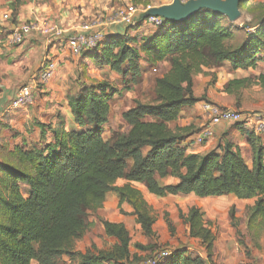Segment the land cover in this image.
Wrapping results in <instances>:
<instances>
[{"label": "trees", "instance_id": "obj_1", "mask_svg": "<svg viewBox=\"0 0 264 264\" xmlns=\"http://www.w3.org/2000/svg\"><path fill=\"white\" fill-rule=\"evenodd\" d=\"M2 1L10 3L14 20L21 0ZM148 1L132 0L131 5L143 4L145 8ZM248 1L241 0L239 9ZM140 16L133 25L144 23L146 18ZM223 18L202 9L181 22L162 19L140 46L128 34H106L94 50L82 54L120 75L127 87L141 79L142 58L149 66L167 61L168 68L154 80L152 101H137L122 112L127 126L124 132L103 137L114 91L106 82H96L67 97L73 124L81 130H68L60 117L48 126L51 140L40 148L13 145L7 158L0 161V264H61L63 256L74 264L138 262L142 258L130 249L131 237L124 224L102 217L97 220L103 233L115 240L113 244L84 252L75 249L76 241L95 223L90 215L102 208L110 191L118 194L120 213L127 204L131 209L128 214L143 235L149 239L156 236L152 208L133 183L157 197L232 194L238 199H254L245 211L247 230L257 232L264 225V145L260 135L241 123H232L250 148L248 164L241 149L224 138L207 152H188L183 142L196 131L195 126L170 125L184 108L203 99L193 94L195 75L212 76V70L224 63L232 70H247L260 62L264 12L248 26L253 32L235 47L228 45L233 33L224 26ZM252 84L264 87V74L260 73L255 83L249 77L229 79L223 91L235 96ZM166 178L172 181L161 184ZM120 179L123 183L116 185ZM233 213L230 209L235 224ZM179 218L188 225L189 237L204 246L205 255L177 248L159 264L213 263L215 234L199 208L180 211ZM148 247L135 243L136 249Z\"/></svg>", "mask_w": 264, "mask_h": 264}, {"label": "rangeland", "instance_id": "obj_2", "mask_svg": "<svg viewBox=\"0 0 264 264\" xmlns=\"http://www.w3.org/2000/svg\"><path fill=\"white\" fill-rule=\"evenodd\" d=\"M32 1L33 0H21L20 4L16 8V16L19 11V6L23 4L30 5ZM35 1L36 3L38 2L41 4L46 3L47 6H49L51 3V0ZM171 1L172 0H150L148 2L149 4H160L162 2H164V4H168ZM36 3L35 5H38ZM121 6L123 5H120V7ZM9 7V2L0 0V16L1 13L4 12V10L10 9ZM120 7L118 8L121 9ZM138 7L140 8L142 6ZM239 10L240 16L236 20L229 21L225 16L222 19V23L224 24V26L233 33V37L228 41V45L231 47H235L243 43L246 40L248 33L253 32L254 29L248 28V26L252 25V22H254V20L260 15V13L264 12V0H250L244 3ZM36 12H38V10H36ZM16 16H14V20L11 19V22L14 25L20 23V21H15ZM83 20L86 21L87 19L83 18ZM8 23L0 19L1 35L4 38L8 37V31L6 30V26ZM132 28L134 29V31L129 36L134 38L138 46H140L141 42L148 37L150 32L156 30L155 27L149 26L144 23L139 26L133 25ZM43 41H45V43L49 47H52L55 43L58 42L64 43V46L67 49V44L66 42H64V40L60 41L57 39H53L47 41L44 39ZM67 52L69 55L64 56L65 61L62 64L59 63L60 61H58L57 64L55 57L50 56L51 54L47 55L49 58H51L52 61L56 63L55 70L51 78L48 79L47 82L44 83V85H41L39 83V80H34L33 83L35 85V88L33 90L32 105H28L27 107L19 108L17 110L10 109L7 112H4L1 116L0 161L7 158L8 151L11 150L14 144L40 148L41 146L49 142L51 140V137L47 128L50 125L56 124L59 121L58 118L60 117L65 119L64 122L68 130H81L78 129L77 126H73V124L70 125L73 121L66 120V117L68 116V114H70L67 105V97L70 93L77 92L83 86H87L96 82H106L111 88H113L114 91V95L112 96L110 101L108 121L103 127V137L105 139H109L114 131H126L127 126L121 117L122 112L134 106L135 102L137 101H152L154 98V80L158 76L162 75L168 68L167 61L160 62L154 66H149L144 62V59L142 58L139 61V66L142 71L141 79L139 80L138 84L127 87L126 84L123 83L124 80L122 79V77L114 71L108 69L107 66L105 67L98 65L93 60H90V58H85L84 55L73 56L70 54L68 49ZM260 57V62L255 69L250 68L247 70H232L228 65H223L224 67L223 70H221V74L219 72L218 74L216 72H213L214 75H209V80L204 85L203 92H200V95H198V97L203 96V99L200 101H208L223 108H230L242 112L264 115V87H261L259 84L249 85L248 87L239 91V93L235 96L226 94L223 91L224 84L231 78L249 77V79L253 83H255L257 76L260 73L264 74V51L261 52ZM66 61L68 62L67 64ZM37 70L38 69H36V72ZM64 73L66 74V79H64L65 83L61 86V88L60 86L57 87L55 84H59L61 82L60 80H58V77ZM6 77V71L0 66V86H3L2 84L6 81ZM11 79L12 83L17 82L14 81V78ZM29 81L31 82L33 80ZM199 102L198 110H195V114L198 119H202L203 112H200ZM17 114H29L31 119L8 120L11 117L18 116ZM242 130L245 131L243 128ZM262 134L263 135H261V138L264 137V132ZM242 153L246 162L250 164V151H248L247 149L243 150ZM167 181L168 179L160 180V183L162 184L163 182ZM122 183L123 180L120 179L116 182V185H121ZM135 187L140 190L144 199L152 208L155 219L153 228L156 234V236L152 239L145 237L141 232L139 226L135 222L134 217L128 214L127 210L129 206L127 204L123 205V213L121 214L122 217H124V226L128 230L131 237L130 249L132 250V252L137 254V258L151 256L154 252L162 249L175 250L177 248H190L188 252H190L192 255L201 254L202 257H204V246H202L199 241L189 238L185 226L186 224L182 221L181 218H179L180 211L182 213H186L190 207L194 206L199 208L203 217H207L209 221L208 223H210V227H212L211 230L215 234L217 247L215 248V250H213V263L211 264H223L221 262V253L219 251L220 247L218 244H223L226 237H232L235 243L234 236L232 235L233 229L231 228V224H233L234 221L231 222L230 220L229 208L231 206L238 207L237 209H235V214L239 217L237 219V222L240 226V230L244 232L246 218L244 207L253 202L251 200L248 202H241L236 205L237 201L233 197L229 196L204 199H200L194 195L180 197L167 196L159 198L148 195L146 193V189L142 185H135ZM116 213H118L117 204L111 202V200H108V198H106L102 208L98 212L92 213L90 215V219L95 223L87 229L81 239L76 241L75 248L80 251H86L88 249H91L92 247L98 249L110 247L113 244V239L107 237L103 233L102 226L98 222L97 218H105L106 215L112 216ZM245 235L246 236H241V239H236L239 242L237 243L236 241L237 245L244 246L242 248V251L245 259H242L241 261L240 257L238 256L241 252L239 250L237 253H234L232 255L234 256V261H238L231 264H264V257L261 256V253H263L264 256V225H261L260 229L257 232L250 233V235L248 232ZM253 238L259 241L261 245L259 248H253L251 246ZM135 243H141L146 246L148 245L149 247L146 250L136 249ZM247 245H249L250 247L248 248ZM246 248L248 249L247 251ZM135 262L136 261L134 260L130 264H134ZM60 263L74 264V261L70 262V260L66 256H63ZM33 264H35V262ZM206 264L209 263L206 262Z\"/></svg>", "mask_w": 264, "mask_h": 264}, {"label": "crops", "instance_id": "obj_3", "mask_svg": "<svg viewBox=\"0 0 264 264\" xmlns=\"http://www.w3.org/2000/svg\"><path fill=\"white\" fill-rule=\"evenodd\" d=\"M35 3L36 1L33 0L30 3V5L29 4L21 5L19 7V11H18L15 21L23 22V21H26L27 19L32 20V19H37L39 17H46V18H49L55 21L59 25H61L64 29H66L67 34L69 35L73 32L74 29L79 27L81 23L94 19V18H98L100 20L106 21L107 24L104 27V31L107 34H120V35L128 34L130 35L134 31L132 26L129 27L128 25H124L120 23L107 22L110 16L112 15V13L115 10L119 9L118 7H120V5H123L120 7L121 9L126 8L129 6V4L130 5L132 4V0H51V3L49 6H47L46 3L41 4L37 2L36 4L38 5H35ZM162 4H164V2H162ZM158 5L160 4H153V3L149 4V6L151 7L158 6ZM138 6H142V5H138ZM36 10H38V12H36ZM5 13L10 15L9 19L3 18V14ZM10 13H11L10 9L4 10V12L1 13V16H0V19L2 21L6 23H8L9 21V23L6 26L7 31H9L14 26V24L11 22L12 17ZM140 13L141 11H138L136 13V19L141 15ZM83 18H86L87 20L84 21ZM152 32H150L148 36H150ZM43 40L44 39L38 36L37 34H32L29 37H27L26 40H24L22 44L13 46L8 43V37L4 38L1 35V30H0V60H1L0 66L7 73L6 81L2 84L3 86H0V92H1L0 93V120H2L1 116L4 113V106L6 105L7 102H9L16 88L20 84L27 82L34 76V72L38 68V64L44 56L51 54L50 56L55 57L57 64H58V61H60L59 63L62 64L65 61L64 56L69 55L67 52V49L64 46V43L58 42V43H55L52 47H49ZM85 58H88V57L86 56ZM67 63L68 62L66 61V64ZM224 65H228V64L224 63ZM223 67L224 66L213 69L212 72H216L217 74L219 72L221 74V70H223ZM11 78H14V81H17V82L12 83ZM64 79H66L65 73L61 74L58 77V80H60L61 82L55 85L57 87L60 86L61 88V86L65 83ZM208 80H209V75H205V74H197L193 77V88L192 89H193L194 96L198 97V95H200V92L201 93L203 92V87L208 82ZM198 102L195 103L191 107L184 108L180 113V117L176 121H173L170 123L171 127H175L176 125L186 126L189 124H193L196 128V131L201 129L207 123V118L205 114H203L201 111L202 101H200L199 103H200V112L203 114L202 115L203 118L202 119L197 118L195 114L196 113L195 110L196 109L198 110ZM17 115L18 116L11 117L8 120L31 119L29 114H17ZM66 120L72 121L71 113L68 114V116L66 117ZM72 124L73 122L70 125ZM213 134L214 135L211 139L205 141L203 144H200V145L192 142L189 136L184 140L183 145L186 146L188 152L204 153L212 149L213 147H215L219 142L222 141V138H224V139L230 140L235 145H237L241 149V152L247 149L248 151H250V148L248 144L246 143L242 132L238 129V127H235L232 123L219 122L218 124H215L213 126ZM261 135L263 134H260V137ZM263 141H264V137L261 138V142L264 145ZM250 160H251V157H250ZM166 179H168V181L163 182V183H168L172 181L169 178H166ZM133 185L135 187V185H141V184L133 183ZM146 193L150 196H154L152 194H149L147 191ZM189 195H193V194H189ZM168 196L169 197L170 196L180 197V196H188V195H168ZM225 196L233 197L237 201L236 205L241 202H248L252 200L253 201L252 203H249L246 207H244V211H246V208L248 206H251L254 204V199H238L232 194L223 195V196H214V197H204V198H219V197H225ZM106 198H108V200H111V202H114L118 205V194L116 192L114 191L108 192L105 196V200ZM159 198H163V197H159ZM204 198H200V199H204ZM237 208H238L237 206L236 207L231 206L229 208V210L230 209L234 210V216L236 217V223L231 224V228L233 229L232 235L234 236L235 243L232 237L230 238L226 237L225 239L223 238L224 239L223 244H218L220 247L219 251L221 253V262L223 264H231L233 262H237L238 260L234 261V258H233L234 256L232 255L234 253H237L239 250L241 252L238 256L240 257L241 261L242 259H245L243 251H242V248L244 246L237 245V243L239 242L236 239L237 238L241 239V236H246L245 234L248 232H249V235L250 233H255L254 231L247 230L246 218H245L244 232L240 230V226L238 225V222H237V219L239 217L235 214V209ZM130 210L131 209L129 207L127 212L129 213ZM203 218L207 223L209 222L206 216H204ZM105 219H107L108 221L121 222L124 224V217H122V214L120 213L119 209H118V213L113 214L112 216L106 215ZM185 226L188 232V225L186 224ZM191 239H194V238H191ZM194 240L198 241L197 239H194ZM252 240L253 242L251 243V246L253 248L254 247L259 248L261 246L258 240H255L254 238ZM114 241L115 240L113 239V242ZM216 247L217 245H216V239H215L213 250H215ZM247 247L249 248L250 246L247 245ZM75 249L78 250L77 248ZM187 250H190V248H187ZM247 250L248 249L246 248V251ZM81 252H84V250ZM261 256L264 257L263 253H261ZM117 264H123V263H117Z\"/></svg>", "mask_w": 264, "mask_h": 264}, {"label": "built area", "instance_id": "obj_4", "mask_svg": "<svg viewBox=\"0 0 264 264\" xmlns=\"http://www.w3.org/2000/svg\"><path fill=\"white\" fill-rule=\"evenodd\" d=\"M185 2L187 0H180ZM148 8L137 7L130 5L126 8L115 10L107 22L120 23L124 25H133L136 22V13L141 11L144 13ZM4 19H9V14H3ZM162 18L149 16L145 19L144 24L157 27L161 24ZM106 21L94 18L83 22L79 27L73 30L71 34H67L66 29L58 25L55 21L41 17L39 19L27 20L14 25L8 31V43L10 45H20L24 40L32 35L37 34L45 40H64L67 44V49L73 56L82 55L84 52L94 50L104 36L107 34L104 31ZM56 63L47 55L44 56L39 64L38 70L35 71L34 76L27 81L20 84L9 102L5 106L4 112L10 109H19L32 105L33 90L35 88L34 80H39L41 85H44L54 73ZM201 111L207 118V123L198 131L190 136V140L198 145L203 144L206 140L213 137V126L219 122L241 123L243 128L255 134H262L264 132V115H257L250 112H242L235 109L223 108L208 101L201 102ZM172 250H159L154 252L151 256L144 257L135 264H159L161 261L169 257ZM116 264V263H105Z\"/></svg>", "mask_w": 264, "mask_h": 264}, {"label": "water", "instance_id": "obj_5", "mask_svg": "<svg viewBox=\"0 0 264 264\" xmlns=\"http://www.w3.org/2000/svg\"><path fill=\"white\" fill-rule=\"evenodd\" d=\"M241 0H172L168 4L148 8L141 14V18L149 16L161 17L165 20L181 22L202 9H208L234 21L240 16L239 3Z\"/></svg>", "mask_w": 264, "mask_h": 264}]
</instances>
